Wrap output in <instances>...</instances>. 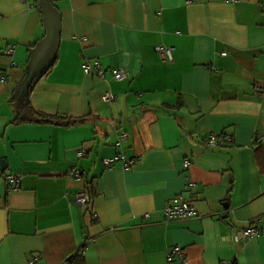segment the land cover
I'll return each mask as SVG.
<instances>
[{
    "label": "crops",
    "instance_id": "0c3cea01",
    "mask_svg": "<svg viewBox=\"0 0 264 264\" xmlns=\"http://www.w3.org/2000/svg\"><path fill=\"white\" fill-rule=\"evenodd\" d=\"M50 1L57 59L19 97L45 27L38 0H0V264H66L81 247V264H181L167 261L173 247L184 264H264V0ZM93 61L104 78L83 73ZM211 134L232 143L208 148ZM117 154L135 163L105 169ZM6 173L21 176L17 191ZM177 196L195 217L165 219ZM256 218L260 234L235 242Z\"/></svg>",
    "mask_w": 264,
    "mask_h": 264
},
{
    "label": "built area",
    "instance_id": "2783aa9c",
    "mask_svg": "<svg viewBox=\"0 0 264 264\" xmlns=\"http://www.w3.org/2000/svg\"><path fill=\"white\" fill-rule=\"evenodd\" d=\"M14 50L15 47L11 46L8 49H6L3 54L5 56H11L14 53ZM154 50L162 63L169 64L173 61V54L171 47H167L165 45H158L154 48ZM81 69L84 74L94 75L98 78L105 77V71L102 69L98 61L83 62L81 65ZM109 73L113 81L122 82L128 79L127 73H125L123 70L120 69H112L111 71H109ZM5 82H6V74H0V85ZM114 99L115 96L112 95L111 93H105L102 96V101L104 103H110ZM126 136H127L126 134H122L120 138L124 139L126 138ZM231 143H232V138L228 134H219V135L211 134L207 136L205 139V145L208 148L226 147L231 145ZM84 154H85V149L80 148L77 151L76 155L78 158H82ZM101 162L105 169H113L116 164H120L121 168L126 170L135 163V159H126L123 155L117 154L114 155L113 157L103 158ZM68 175L75 179H80L82 177V174L76 168L71 169ZM2 178L8 191H17L19 189L18 184L21 180V176L19 174L6 173L3 175ZM193 188H194V184L189 183L188 193H191L193 191ZM88 202H89V194L87 193V191L86 192L82 191L76 194L75 203L79 207L85 208ZM196 214L197 213L193 205V199L191 197L177 196L173 198L171 202L168 203L163 208V215L165 219L168 221L188 220L195 217ZM145 216L147 217V215ZM259 234H260V219L256 218L253 219L246 228L241 229L234 234V241L243 242L247 239L257 237ZM174 256L179 258L181 264L185 263V254L183 249L179 247L171 248L170 251L167 253V261L168 262L171 261V259ZM35 262L36 259H32L29 262V264H34Z\"/></svg>",
    "mask_w": 264,
    "mask_h": 264
},
{
    "label": "water",
    "instance_id": "95a60500",
    "mask_svg": "<svg viewBox=\"0 0 264 264\" xmlns=\"http://www.w3.org/2000/svg\"><path fill=\"white\" fill-rule=\"evenodd\" d=\"M38 7L45 27L44 37L30 53L25 76L17 89L18 96L27 95L30 86L43 76V71L54 59L60 38V15L50 0H39ZM5 167V161H1Z\"/></svg>",
    "mask_w": 264,
    "mask_h": 264
},
{
    "label": "trees",
    "instance_id": "16d2710c",
    "mask_svg": "<svg viewBox=\"0 0 264 264\" xmlns=\"http://www.w3.org/2000/svg\"><path fill=\"white\" fill-rule=\"evenodd\" d=\"M39 1V0H38ZM39 8V7H38ZM39 13L41 15V12L39 10ZM42 17V16H41ZM57 59V56L55 55L54 59L51 61V63L49 64V66L43 71V76H45L46 74H48V72L52 69L55 61ZM42 76V77H43ZM35 83V82H34ZM34 83L30 86L28 92L30 93V91L32 90V87L34 85ZM38 116V121H47V122H53V120H55L54 118L51 119V118H48V117H44V116H40V115H37ZM64 121L66 122L67 125H70L72 124L74 121L72 119H65L63 118ZM17 121H20V122H24V121H27L26 118H17L16 119ZM83 260V247H81L75 254L74 256L70 257L67 261H66V264H81Z\"/></svg>",
    "mask_w": 264,
    "mask_h": 264
}]
</instances>
